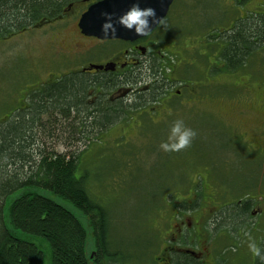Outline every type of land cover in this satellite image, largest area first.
<instances>
[{
    "label": "flooded vegetation",
    "instance_id": "1",
    "mask_svg": "<svg viewBox=\"0 0 264 264\" xmlns=\"http://www.w3.org/2000/svg\"><path fill=\"white\" fill-rule=\"evenodd\" d=\"M97 1L63 2L56 12L31 29L33 33L44 30L40 36L47 40L49 57L43 61L42 71L29 66L31 81L27 85V102L37 92L46 94L67 79L79 78L86 83V106L93 107L102 99L111 107H121L115 119L103 128L114 136L113 146L124 144L134 150H152L166 138L172 121L182 118L193 128L195 118L203 115L214 121L223 134L220 146L224 163L232 165L239 161L249 167L264 163V63L262 67L259 65L260 69L256 64L257 42L243 59L232 64L226 56L227 42L223 39L215 45L205 42L203 53H197L206 59L202 79L197 81L191 71L196 56L194 47L192 51L188 48L191 54L188 59L180 56L177 50L186 38L176 35L175 26H168L172 25L170 19L174 21L170 16L174 0L162 24L147 36L133 40L99 39L81 32L78 23L82 14ZM231 3L234 9L239 6L235 18L230 17L233 24L228 29L232 32L238 21L248 17L247 12L254 14L250 18L264 17V0H231ZM228 32L225 28L218 35L222 37ZM214 87L218 88L217 95L210 92ZM213 105L219 108L218 116L210 110ZM25 107L27 103L20 99L17 109ZM104 138H99L103 146L108 141ZM227 175L231 179L229 172ZM234 177L236 183L250 181L248 175ZM223 192L220 186L217 189L207 186L199 198L195 194L188 195L185 201L181 198L179 209L188 216L181 215L180 221L166 227L161 238L164 254L155 257V264H176L181 259L214 264L207 246L217 226V217L225 213L238 214L237 208L248 204L249 199L253 200L250 210L238 218L236 224H242L244 219L248 224L249 219L255 218L251 224L264 229V202L254 203L255 198L247 197L215 204L214 200L222 197ZM177 212L178 209L174 212L176 218Z\"/></svg>",
    "mask_w": 264,
    "mask_h": 264
},
{
    "label": "rangeland",
    "instance_id": "2",
    "mask_svg": "<svg viewBox=\"0 0 264 264\" xmlns=\"http://www.w3.org/2000/svg\"><path fill=\"white\" fill-rule=\"evenodd\" d=\"M231 4V0H174L173 2L170 16L174 21L170 19L172 25L168 26L170 28L175 26L176 35L181 34L183 38H186L179 44L177 51L180 56L188 59L191 54L187 50L190 48L192 51V46L194 47L196 56L191 71L197 81L202 79V69L206 62L204 56H197L198 52H202L203 44L212 42L215 45L222 39L227 42L229 33L232 32V29L228 28L233 24L236 9H239V6L234 9ZM261 12L263 11H259L260 15H262ZM246 14L248 17L238 21L237 25L251 19L250 15H254L250 12ZM232 15L233 19L230 18ZM225 28L229 32L222 35L221 39L207 37L208 32L211 35V32L215 30L219 34ZM43 31L33 33L30 30L9 39H0V119L12 108L16 109L17 102L27 94V85L31 81L28 69L34 67L42 71L43 61L49 57L47 40L40 36ZM193 39L195 40L192 43L189 42ZM263 63L264 40L258 43L256 55V64L259 69ZM210 92L217 95L218 88L214 87ZM210 110L216 112V116L220 114L217 105L210 107ZM193 129L196 130L197 135L189 148L168 153L162 152L159 146L152 150H134L124 144L113 146L111 141H114V136L103 129L95 130L88 134V137L82 138L83 141L78 146L81 153L77 176L82 173L87 174L85 185L88 193L108 209L111 221V247L123 252L127 259L125 264H155V257L164 254L161 238L166 227L174 224L173 221H180L181 215L188 216L187 213L180 211L179 203L182 199L185 201L188 195L197 196L199 192L197 188L201 182H197L196 172L199 170L198 173L206 177L209 172L207 169L209 166H206L208 160L217 165L222 163L223 151H221L220 143L223 134L219 126L208 116L202 115L195 118ZM101 136L108 140L105 146L99 139ZM53 150L63 153L66 147L63 142H58ZM194 156L202 161L195 163ZM185 159L188 163L182 165L180 162ZM253 162L248 161V163ZM190 163L195 167L193 168ZM231 167L233 168V171H229L231 179L226 177L222 183L217 181L214 183L210 180L211 185L218 184L224 191L222 197L214 200L215 204L236 202V199L244 194L258 196L264 193V163L259 162L257 166L249 167L237 161V164H232ZM182 175L185 179L181 177ZM234 175H248L250 181L236 183ZM216 180L219 181L217 177ZM53 197L51 198L58 204L78 215L77 210L68 202ZM259 201L255 199L254 203ZM177 209L179 215L176 218L174 212ZM207 209L208 206L204 211ZM231 215L235 216V213ZM255 221L256 219L252 218L249 219L248 224H245V219L240 225L235 221L236 225L230 221L216 224L207 246L211 251L214 264L258 263V257L252 256L247 248L249 236L257 243L261 238L259 232L263 227L255 228L251 224ZM84 226L89 230L87 222ZM23 237L26 239V236ZM37 239L33 240L38 242ZM41 246L45 253L43 264H49L48 246L47 244Z\"/></svg>",
    "mask_w": 264,
    "mask_h": 264
},
{
    "label": "trees",
    "instance_id": "3",
    "mask_svg": "<svg viewBox=\"0 0 264 264\" xmlns=\"http://www.w3.org/2000/svg\"><path fill=\"white\" fill-rule=\"evenodd\" d=\"M68 1L0 0V39L30 31ZM213 32L209 37L222 38L215 30ZM263 40L264 17L238 24L228 36L226 56L229 63L243 59L256 42ZM85 84L79 78L67 79L46 94L37 92L32 95L30 102H26L27 93L22 98L27 107L12 108L0 119V264H43L45 253L41 245L46 244L49 264H87L86 222L95 251L93 264H125L127 261L123 252L111 247L108 209L88 193L87 174L77 176L81 153L78 146L82 138L105 128L121 107H111L102 99L93 107L86 106ZM58 142L64 143L65 152L53 150ZM200 161L194 156L195 163ZM180 163L187 165L188 161L185 159ZM206 166L210 172L206 177L198 173V168L195 175L197 182H201L197 188L198 198L207 186L218 187V184L211 185L210 180L222 183L233 170L231 163L223 161L217 165L208 160ZM170 177L172 179V175ZM181 177L185 179L184 175ZM49 195L68 202L78 215ZM247 197L260 198L264 202V193L258 196L244 194L238 198ZM251 201L249 199L248 204L237 208L235 216L231 215L233 213L218 216L216 224L237 223L238 218L250 210ZM259 234L258 245L264 251V229ZM261 263L264 264L258 258L257 264ZM176 264L196 263L181 259Z\"/></svg>",
    "mask_w": 264,
    "mask_h": 264
},
{
    "label": "clouds",
    "instance_id": "4",
    "mask_svg": "<svg viewBox=\"0 0 264 264\" xmlns=\"http://www.w3.org/2000/svg\"><path fill=\"white\" fill-rule=\"evenodd\" d=\"M102 16L104 17L100 25L102 35L115 34L117 25H119L121 28L131 31L134 35L147 36L151 31L149 18L155 20L156 11L150 6L142 8L139 2H135L115 18L111 12H103ZM155 22L162 24L163 18L155 20ZM196 135L195 129L188 126L182 118H177L172 121L166 138L159 142V149L165 153L178 152L189 147ZM247 248L252 256L258 257L264 262V251L251 236L248 238Z\"/></svg>",
    "mask_w": 264,
    "mask_h": 264
},
{
    "label": "water",
    "instance_id": "5",
    "mask_svg": "<svg viewBox=\"0 0 264 264\" xmlns=\"http://www.w3.org/2000/svg\"><path fill=\"white\" fill-rule=\"evenodd\" d=\"M139 2L140 7H152L156 11L155 20L164 18L168 12L173 0H99L92 4L85 13L82 14L78 27L81 32L86 36H94L99 39H122L133 40L141 37L134 35L131 31L125 30L117 25V32L112 35H102L100 31V25L104 19L103 12H111L114 14V18L119 16L124 10H126L132 3ZM153 18H149V24L151 31L158 25ZM150 31V32H151ZM90 230H87L86 234V246L85 256L87 264H93L95 251L90 241ZM90 246V249H89Z\"/></svg>",
    "mask_w": 264,
    "mask_h": 264
}]
</instances>
